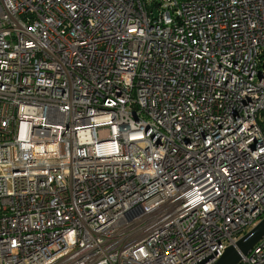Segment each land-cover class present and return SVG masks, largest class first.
I'll return each instance as SVG.
<instances>
[{
	"label": "built area",
	"instance_id": "1",
	"mask_svg": "<svg viewBox=\"0 0 264 264\" xmlns=\"http://www.w3.org/2000/svg\"><path fill=\"white\" fill-rule=\"evenodd\" d=\"M263 217L264 0H0V264H212Z\"/></svg>",
	"mask_w": 264,
	"mask_h": 264
},
{
	"label": "water",
	"instance_id": "2",
	"mask_svg": "<svg viewBox=\"0 0 264 264\" xmlns=\"http://www.w3.org/2000/svg\"><path fill=\"white\" fill-rule=\"evenodd\" d=\"M137 109L136 105H133ZM264 237V217L250 230L244 233L235 243H231L224 253L212 264H238L244 255H247L253 247ZM211 257L197 264L207 263Z\"/></svg>",
	"mask_w": 264,
	"mask_h": 264
},
{
	"label": "rangeland",
	"instance_id": "3",
	"mask_svg": "<svg viewBox=\"0 0 264 264\" xmlns=\"http://www.w3.org/2000/svg\"><path fill=\"white\" fill-rule=\"evenodd\" d=\"M241 237V236H240Z\"/></svg>",
	"mask_w": 264,
	"mask_h": 264
}]
</instances>
